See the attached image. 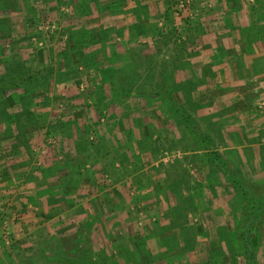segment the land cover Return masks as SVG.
<instances>
[{
	"label": "rangeland",
	"instance_id": "374dc122",
	"mask_svg": "<svg viewBox=\"0 0 264 264\" xmlns=\"http://www.w3.org/2000/svg\"><path fill=\"white\" fill-rule=\"evenodd\" d=\"M151 1L0 10V264H264V0Z\"/></svg>",
	"mask_w": 264,
	"mask_h": 264
},
{
	"label": "trees",
	"instance_id": "16d2710c",
	"mask_svg": "<svg viewBox=\"0 0 264 264\" xmlns=\"http://www.w3.org/2000/svg\"><path fill=\"white\" fill-rule=\"evenodd\" d=\"M16 0H0V10L2 9H14L17 6H14ZM88 2H93L94 0H85ZM173 2V1H172ZM85 9V6H84ZM86 11V10H85ZM169 16V15H167ZM189 18H187L188 20ZM38 74V73H37ZM39 77L36 74L33 75H29L28 77L24 78L23 76H20L18 78H16V82H13L12 84L9 82V80H6L4 83L7 82L6 85H3L0 89V93H4L7 89H10L11 87L13 88H17L19 86H25L26 83H31V82H35L38 81ZM4 115H6V112L3 113ZM3 115V116H4ZM17 116V115H16ZM258 213H256L254 215V217L257 215ZM253 217V218H254ZM249 224V223H247ZM242 238H243V243H242V251H243V256L245 259V264H252L253 263V245H252V230L250 225H247L244 228V232L242 234Z\"/></svg>",
	"mask_w": 264,
	"mask_h": 264
},
{
	"label": "crops",
	"instance_id": "0c3cea01",
	"mask_svg": "<svg viewBox=\"0 0 264 264\" xmlns=\"http://www.w3.org/2000/svg\"><path fill=\"white\" fill-rule=\"evenodd\" d=\"M147 1H149L148 3H147V5H149L150 6V8H151V10H155V9H157V5H156V2H154V1H151L150 2V0H147ZM130 5H132V3L130 4ZM202 18L204 19V21L205 20H207L206 18H205V15H203L202 16ZM200 38L202 39V41H200V39H199V41H198V47H196V48H194L195 50H196V52H198L199 53V56H197V57H195V58H193V62L195 63V64H199V67L201 66V65H205V69L207 70V68H208V59H203V56H205V57H209L210 56V53H213V52H215L216 51V49L214 50V51H212V47L213 46H211L210 45V43H208V39H210V35H208V34H203V36L201 37L200 36ZM210 42V41H209ZM223 67H225V69H226V67H227V63H225L224 65H223ZM195 69H198L197 67H195ZM250 69H253L252 68V65H251V68ZM254 70V69H253ZM232 91V90H231ZM230 91V92H231ZM241 98H243V97H239V99H241ZM244 99V98H243ZM246 99V98H245ZM24 191H26V190H22L21 192H24ZM21 192H19V193H21ZM19 193H17L18 194V196L19 197H21V196H23L26 200H24V202L25 203H28V207H26L25 209V211H23V212H21L20 214H22V217L24 216V219L26 218V217H29V220H34L35 219V216H32L33 214V210H34V208H31V206L33 205V204H29V202H27V199L28 200H30L31 199V197H29L31 194H26V195H22V194H19ZM29 197V198H28ZM36 209H37V207H35ZM24 214V215H23ZM26 216V217H25ZM32 221H30V222H32Z\"/></svg>",
	"mask_w": 264,
	"mask_h": 264
}]
</instances>
